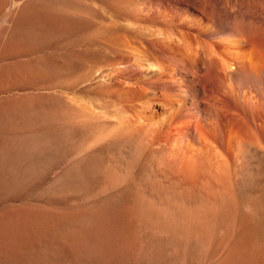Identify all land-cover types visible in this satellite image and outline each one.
<instances>
[{"label": "rangeland", "instance_id": "374dc122", "mask_svg": "<svg viewBox=\"0 0 264 264\" xmlns=\"http://www.w3.org/2000/svg\"><path fill=\"white\" fill-rule=\"evenodd\" d=\"M152 1L170 0H0V264H264V165L223 215L215 195L143 196L129 173L121 188L105 148L71 162L96 127L64 92L104 101L115 26Z\"/></svg>", "mask_w": 264, "mask_h": 264}, {"label": "bare ground", "instance_id": "6f19581e", "mask_svg": "<svg viewBox=\"0 0 264 264\" xmlns=\"http://www.w3.org/2000/svg\"><path fill=\"white\" fill-rule=\"evenodd\" d=\"M115 27L122 53L94 82L104 101L64 92L96 127L71 162L105 148L121 188L129 173L143 196L215 195L223 215L233 192L246 203L264 165V0L152 1Z\"/></svg>", "mask_w": 264, "mask_h": 264}]
</instances>
